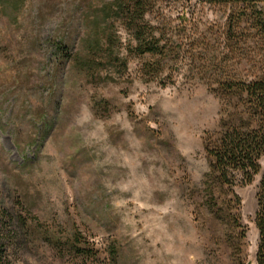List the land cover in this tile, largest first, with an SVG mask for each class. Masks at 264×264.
<instances>
[{
    "label": "rangeland",
    "instance_id": "1",
    "mask_svg": "<svg viewBox=\"0 0 264 264\" xmlns=\"http://www.w3.org/2000/svg\"><path fill=\"white\" fill-rule=\"evenodd\" d=\"M132 1L0 0V228L4 211L31 228L9 264H112L111 250L119 264H235L202 210L204 139L219 82L259 72V38L236 24L241 6L145 0L140 24L172 50L151 81L121 11ZM261 178L237 190L245 264H257ZM75 235L91 258L57 250Z\"/></svg>",
    "mask_w": 264,
    "mask_h": 264
},
{
    "label": "trees",
    "instance_id": "2",
    "mask_svg": "<svg viewBox=\"0 0 264 264\" xmlns=\"http://www.w3.org/2000/svg\"><path fill=\"white\" fill-rule=\"evenodd\" d=\"M144 1L122 2L121 11L129 19L137 44L136 50L145 58L141 69L143 77H148L151 81H163L162 73L168 67V59L172 53L170 41H164L166 31L149 27L151 31L148 35L146 27L141 25L145 17ZM205 1L212 5L241 6L243 10L237 15L236 24L243 21L250 25L243 33L252 30L253 33H249V36L259 38L263 55L261 68L252 80L228 77L221 80L215 90L221 102V118L218 130L206 133L204 139L209 172L204 181L202 210L218 223L222 240L233 251L235 264H245L242 254L246 234L242 230L239 214L242 199L237 190L252 184L257 176L262 175L255 224L259 232L256 263L264 264V0ZM232 28L231 25L229 39L237 35ZM54 46L64 62L72 59L62 40L55 42ZM3 220L5 222L0 228V264H9V247L20 244L31 228L21 217L8 211H4ZM81 245L76 235L70 236L64 242H57V250L77 258H91L93 252L90 253V249ZM109 253L111 263L119 264L120 251L111 250Z\"/></svg>",
    "mask_w": 264,
    "mask_h": 264
}]
</instances>
